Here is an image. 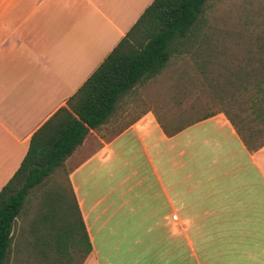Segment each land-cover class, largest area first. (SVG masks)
Instances as JSON below:
<instances>
[{
	"label": "crops",
	"instance_id": "obj_1",
	"mask_svg": "<svg viewBox=\"0 0 264 264\" xmlns=\"http://www.w3.org/2000/svg\"><path fill=\"white\" fill-rule=\"evenodd\" d=\"M152 2L0 0V190ZM153 110L112 138L91 130L64 163L91 247L81 264H264V146L223 113L167 135Z\"/></svg>",
	"mask_w": 264,
	"mask_h": 264
},
{
	"label": "trees",
	"instance_id": "obj_2",
	"mask_svg": "<svg viewBox=\"0 0 264 264\" xmlns=\"http://www.w3.org/2000/svg\"><path fill=\"white\" fill-rule=\"evenodd\" d=\"M207 1L153 0L66 105L31 136L19 168L0 190V264L9 263L16 220L38 192L39 201L21 241L27 255L34 264H62L74 254L81 264L86 258L91 247L68 176L65 187L50 185V181L91 130L99 131L116 116L124 97L160 75L173 58L194 48ZM245 82L248 85L249 81ZM260 84V80H253L256 89L250 107L254 120L263 128L248 137L224 111L209 112L178 127L157 120L164 133L172 135L223 113L246 147L257 150L264 146V95L258 88Z\"/></svg>",
	"mask_w": 264,
	"mask_h": 264
},
{
	"label": "rangeland",
	"instance_id": "obj_3",
	"mask_svg": "<svg viewBox=\"0 0 264 264\" xmlns=\"http://www.w3.org/2000/svg\"><path fill=\"white\" fill-rule=\"evenodd\" d=\"M257 79L264 95V0H209L194 48L173 58L159 77L137 86L124 97L116 116L97 134L112 138L144 109L152 107L156 118L169 127H178L209 112L224 111L242 129V135L248 137L263 128L254 120L250 107L256 89L253 80ZM245 81H249L248 85ZM199 135L189 137L198 139ZM69 170V166L57 170L50 185L65 187ZM39 196L40 192L33 194L31 201L37 203ZM21 228L19 220L13 229L8 264H34L28 250L22 248ZM79 262L74 254L62 264Z\"/></svg>",
	"mask_w": 264,
	"mask_h": 264
}]
</instances>
